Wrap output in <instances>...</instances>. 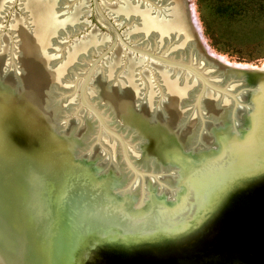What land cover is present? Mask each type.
Masks as SVG:
<instances>
[{
    "label": "water",
    "instance_id": "95a60500",
    "mask_svg": "<svg viewBox=\"0 0 264 264\" xmlns=\"http://www.w3.org/2000/svg\"><path fill=\"white\" fill-rule=\"evenodd\" d=\"M118 1L124 11L114 14L126 26L127 37L141 47L132 51L147 57L156 90L143 77L138 107L133 109L131 102L124 104L123 93H135L126 70L123 84L116 81V73L105 82L109 90L104 93L100 92L104 83L97 81L96 105L109 111L112 123L124 137L137 138V154L128 152L127 158L122 147L126 160L139 169L162 172L175 168L179 176L170 183L180 191L171 196L162 194L147 210L135 212L132 203L143 193L141 187L119 196L112 189L118 181L124 185L121 174L117 173L118 181H113L109 168L101 177L93 174V179V169L80 168L72 155L83 134L71 143L66 136H55V124L46 118L43 107L48 86L58 82L64 67L48 69V59L40 51L41 73L60 70L61 74L44 82L36 106L30 81L40 71L30 72L20 46L21 76L15 79L0 72V252L4 264L19 263V249L7 234L20 230L3 203L7 178L1 174L2 167L12 176L28 173L24 185L27 195L29 191L32 194L26 205L37 202L35 189L40 192L41 206L31 216L29 229L44 264H79L90 259L96 247L103 252H112L110 248L136 250L138 255L155 252L175 239L180 241L183 238L178 237L187 232L196 236L205 226L212 227V214L226 192L264 183V67L233 66L210 55L192 29L183 0H152L150 6L137 0ZM152 5L163 12L154 11ZM98 6L95 3L94 10L100 14ZM150 21L157 26L149 25ZM59 26L47 41L53 36L51 42H55L71 25L65 29ZM96 42L103 43L100 39ZM98 48L101 46L94 48V53ZM78 52L73 47L71 54L67 53L68 62ZM75 66L70 64V68ZM133 113L145 119L137 123L138 116ZM4 114L9 117L2 119ZM17 127L30 134L34 147L12 144ZM119 140L123 144V138ZM116 162L119 169L122 162L119 158Z\"/></svg>",
    "mask_w": 264,
    "mask_h": 264
},
{
    "label": "rangeland",
    "instance_id": "374dc122",
    "mask_svg": "<svg viewBox=\"0 0 264 264\" xmlns=\"http://www.w3.org/2000/svg\"><path fill=\"white\" fill-rule=\"evenodd\" d=\"M50 1L54 4V17L58 22H61L59 27H63L62 29L72 25L75 21H79L80 18L82 22L79 23L81 28L76 33H66L65 36H60L55 42H51L53 36H50L48 39L50 42L47 41L50 45L46 44L44 50L42 49L48 59V69L59 65L64 67L58 82L48 86L43 101L46 118L51 119V123L55 124L54 127L52 126L53 134L55 136L56 134L63 137L66 136L70 143L78 135L83 134V139H80L79 144L78 141H75V144L78 145L73 148L72 157L74 162L80 168L93 169L91 174L93 179V174L101 177L111 170L109 178L113 181H118L117 177L121 174L124 185L121 186L118 181V186L112 189V193L116 195L120 196L125 190L124 193H131V191L139 190L141 187L143 193L137 195L132 203V209L135 212L145 211L162 194L171 196V194L180 191L179 187H172L170 183V180L179 176V172L175 168L170 169L168 166H164V168L168 167L169 170L166 169L162 172L139 169L133 166L129 160H126L122 147H124L126 157L128 152L137 154L138 140L137 138L130 139L127 136H123L122 132L112 123V120L106 117V113L109 114V111L106 108L107 112L102 111V109L104 110L103 106H98L99 108L96 106V101L99 100L95 99V96L97 94V81L98 79L102 80L103 75L106 74L104 71L108 69L104 68L113 65L116 68H114V74L117 73L118 76L116 81L120 85L123 84L124 71L127 70V74H130L135 89L131 106L136 109L142 99V88L145 85L142 81L143 77L149 82L151 89L156 90L155 78L150 74L146 66L147 57L132 51L133 48L141 49V47L136 45L132 37H127L124 32L126 26L114 14V12L119 10L118 0H65L61 5L59 3L56 5L57 0ZM137 1L142 4L146 3L149 6L152 3V0ZM183 1L192 29L210 55L239 65L264 66V0ZM95 3L99 5L100 14L94 10ZM24 4L25 0H4L0 8V64L2 68L0 72L2 71V75L15 79L22 74L20 71L21 65L18 61L21 44L13 23L16 19L26 22L25 24L28 30L30 29V33L33 32L31 17L29 18V11L23 9L25 8L23 7ZM75 10L78 12L77 18L72 19L71 17ZM91 32L95 33L94 38L96 37V40L100 39L103 43L96 45L91 43L85 49L77 50L76 47L78 46L75 43H78L80 39ZM37 37L34 34L30 38V43L32 44ZM98 46H101V48H98L99 51L94 53L93 48ZM109 46L110 48L106 50ZM73 47L79 52L74 54L73 57L70 56V62H68L67 53L71 54L70 51ZM37 49V51L33 50L35 56L38 55L37 53L40 54L41 51V49ZM87 51H90L88 55L85 54ZM82 54L86 56L79 59ZM40 59H38V71L41 70L39 67H41L42 59ZM127 62H130L129 66H126ZM72 63L76 65L74 68H70ZM148 63L151 65L155 64L154 61L150 60ZM89 68H92V71L89 72ZM41 72H39V76L43 74ZM88 73L90 74L88 75ZM39 84V87L36 88L37 95H41L43 89L41 83ZM55 84L57 85L56 87H54ZM39 99L37 97V102ZM15 129L14 132L16 134L14 135L13 133L11 136L14 146L34 147L36 145L30 134H25L24 129L22 130L20 127ZM119 137L123 138V144ZM117 158L122 162V166L119 167L121 171L116 168L118 167L117 165H114ZM107 169L109 170L107 171ZM149 202L150 204H148Z\"/></svg>",
    "mask_w": 264,
    "mask_h": 264
},
{
    "label": "bare ground",
    "instance_id": "6f19581e",
    "mask_svg": "<svg viewBox=\"0 0 264 264\" xmlns=\"http://www.w3.org/2000/svg\"><path fill=\"white\" fill-rule=\"evenodd\" d=\"M64 1L65 0H57L56 5L58 3L59 5H61V3H63ZM3 3L4 0L3 1L0 0V8L3 5ZM184 5L182 7H184ZM53 6H54L53 2L51 1L49 2V0H25V4L23 5V7L25 8L23 9L25 10L27 9L31 14L29 18L31 17V24L33 26L32 33H30L29 31L30 29L28 30L25 24L26 22L24 23L19 19H16L15 22L13 23V26L17 30V35L19 36L18 38L19 40H21L22 43L21 48L22 51L24 52L23 62L26 65V67L30 69V72L34 71V74L35 71H38L37 67H38L39 53H37L38 55L35 56V53L33 54L34 52L33 50L37 51L38 50L37 48H39V50L40 49L44 50L47 43L48 35L51 32H54L52 30L55 27L57 28V26L61 23L57 21L58 23L57 24L55 21L56 18L54 17V13H53L55 12L53 11ZM152 6L154 7V11L160 12L162 10L161 12H163L164 10L159 8L158 5L156 6L152 5ZM117 11H124V10L119 9ZM77 14L78 12L75 10L71 18L72 19L77 18L76 17ZM54 21L56 24L54 23ZM149 25L157 26V24H155L152 21L149 22ZM79 26H80L79 21H75L73 25H71L69 28L66 27V30L61 33V36L62 35L65 36V34L68 32H75L77 30H80L78 28ZM67 28L70 30H68ZM34 34L38 37L34 40L33 42L34 45H33V43L32 44L30 43L31 42L30 38H32ZM94 34L95 33L93 32L88 33L82 39H80L78 43H75L78 46V47L75 46L76 49L83 50L87 45L91 43H95L96 45V43L98 42H96V40L94 39ZM49 45L50 44H48V46ZM215 59L233 66L247 67V68L253 67L251 65L246 66L247 64L239 65L236 63L224 61L223 58H222L223 60H221L218 57H215ZM42 63L43 62L41 61V64ZM129 63L130 62H127L126 66H129L130 65ZM107 68L108 69L104 71L106 72V74H104L102 78V82L104 84H101L102 85L100 87L101 93H104L103 90H107V91L109 90L106 89L108 87H106L105 82H107V80L112 79L111 77H114L115 67L112 65V66H108ZM57 74H61L60 70L59 73L54 71V73L52 74L48 73V75H45L43 73L40 76L39 73H37L32 77L31 79L32 81H30L31 84L30 93L31 95H33L32 98L34 100V104L36 103V106H37V97L40 98V95L39 94H38L39 96L37 95L38 92L36 89L39 87L38 84L41 83V86H43L44 82L47 83L49 78L50 80L51 79L54 80L57 77ZM104 76L106 77V79ZM116 88L121 89L120 86L119 87L117 86ZM123 96L124 98H122V101L124 104L127 105L128 103L131 102L134 96V92L131 93V91H128V94H126L125 91L123 93ZM96 106L98 107V105ZM102 111H105V108L104 110L102 109ZM106 114H105L106 117L108 119H111L109 114L108 113ZM133 115L138 116L137 120L139 121H137V123L140 122V119L143 120L145 119V117L142 115H136L134 113ZM7 117H9V115L4 114L2 119H5ZM115 126L118 128V125ZM166 130L169 131V129ZM174 141L176 142V138L173 136V143H175ZM1 169H2L1 170L2 176H5L7 178L3 203L6 206L7 215L11 218L15 226L20 230L17 234L12 231H8L9 233L11 232V236L7 234L9 240H11L12 242V245L17 247V250L19 249V251H17L19 252V254H17V259L19 258L18 264H44L40 259L39 249L38 248L35 249V246L33 244L34 237H32V235L30 234V229H29V222L31 216L33 214L35 215L36 213H38L39 206H41L40 192L35 189L34 195L36 197L37 202L35 203L32 202L30 204L31 206L26 205L27 204L26 200L28 201L29 197L31 198V194H32V192L29 191L27 195L26 187L24 185V181L27 179L28 173H26L25 171L18 172L17 175L13 174L12 176L8 173V170H6L5 168L2 167ZM226 193L227 194L224 196L225 198L219 204L220 206L212 214L211 220L213 226L210 228H207V226H205L202 230L199 231L198 235L196 236H193L189 232H187L184 235L178 237V238H183L180 241H177L175 239L167 247L165 246L163 248H160V250H157L155 252H144L141 253L140 255L136 254L135 252L136 250L125 251L122 249L118 250V249L110 248L112 249V252L111 251L103 252L102 250L103 248L96 247L91 251L92 256L90 257V259L84 262H80L79 264H264V183L259 184L257 186H250V184H248L246 186H241L239 191H236L234 193L233 192H226ZM47 223H45V227L48 230ZM12 251L14 252L13 248ZM0 256L2 257V259L0 258V264H4L2 252H0Z\"/></svg>",
    "mask_w": 264,
    "mask_h": 264
}]
</instances>
